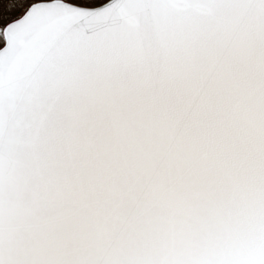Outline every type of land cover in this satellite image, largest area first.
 <instances>
[{
    "label": "snow or ice",
    "instance_id": "1",
    "mask_svg": "<svg viewBox=\"0 0 264 264\" xmlns=\"http://www.w3.org/2000/svg\"><path fill=\"white\" fill-rule=\"evenodd\" d=\"M0 264H264V0H0Z\"/></svg>",
    "mask_w": 264,
    "mask_h": 264
}]
</instances>
